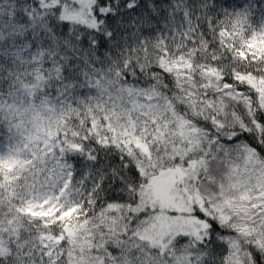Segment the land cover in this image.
Returning <instances> with one entry per match:
<instances>
[{"label":"snow or ice","instance_id":"snow-or-ice-1","mask_svg":"<svg viewBox=\"0 0 264 264\" xmlns=\"http://www.w3.org/2000/svg\"><path fill=\"white\" fill-rule=\"evenodd\" d=\"M0 264H264V0H0Z\"/></svg>","mask_w":264,"mask_h":264}]
</instances>
